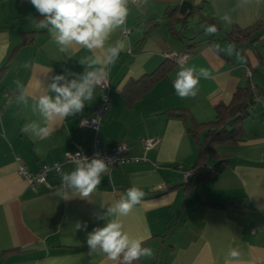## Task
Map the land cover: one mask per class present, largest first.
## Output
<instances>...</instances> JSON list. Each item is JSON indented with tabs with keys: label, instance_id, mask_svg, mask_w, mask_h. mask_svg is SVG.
<instances>
[{
	"label": "crops",
	"instance_id": "obj_1",
	"mask_svg": "<svg viewBox=\"0 0 264 264\" xmlns=\"http://www.w3.org/2000/svg\"><path fill=\"white\" fill-rule=\"evenodd\" d=\"M182 1L192 5L187 15L197 8L191 17L200 27L186 39L184 28L177 31L169 18L181 16ZM200 16L218 31L205 34L209 24L201 25ZM40 19L29 0H0V264H120L103 254L89 255L86 236L104 223L92 216L99 205L119 199L133 185L145 195L121 219L126 231L145 238L142 246L153 253L133 264H225L230 248L241 253L233 264H264V0H143L129 5L123 26L128 34L121 28L110 39L124 40L126 50L108 68L111 106L106 118L97 131L80 126L98 105L97 88L81 114L50 126L54 131L45 138L21 131L32 121L43 125L32 110V96L51 83L52 75L66 69L83 73L79 60L91 53L75 45L61 52L48 30L39 27ZM248 30L249 38L239 45L228 40L229 34L238 38ZM166 51L187 52L186 67L209 70L211 78L200 80L197 97L176 95L172 81L179 65L166 62ZM158 68L164 69L163 76L144 87ZM247 69L257 99L242 121L243 139L215 145V156L206 163L218 157L225 161L224 169L208 181L186 185L183 172L196 163L202 139L188 128L193 121H213L214 108L228 104L236 89L247 85ZM150 139L157 145L145 152L146 160L110 168L93 202L55 196L60 172L74 167L64 160L65 152L81 147L90 153L97 140L103 151L123 143L127 157H141L142 141ZM53 163L60 165L59 172L51 171L46 183L34 187L17 172L18 164L35 174ZM77 222H87V232L78 231Z\"/></svg>",
	"mask_w": 264,
	"mask_h": 264
},
{
	"label": "clouds",
	"instance_id": "obj_2",
	"mask_svg": "<svg viewBox=\"0 0 264 264\" xmlns=\"http://www.w3.org/2000/svg\"><path fill=\"white\" fill-rule=\"evenodd\" d=\"M40 14L39 27L47 29L52 40L61 52H67L78 46L91 55L79 60L84 66L83 73H72L65 70L50 77L51 83L38 95L32 96V110L42 118L41 122L32 121L21 129L37 138H45L54 131V127L69 117L81 114L86 102L93 100L97 88L108 86V68L126 50L122 39L110 42L111 36L123 28L129 14V3H140L143 0H29ZM229 23L232 21L229 20ZM218 31L215 24L205 26V34L212 35ZM179 71L172 85L176 95L181 99L195 98L199 93L200 80L210 79L207 68L185 66L184 60L178 61ZM51 72L48 70L46 75ZM69 77H73L69 79ZM21 100L27 104L28 96L21 94ZM107 101V97H104ZM74 167L61 171V184L55 196L68 201L79 198L89 203L101 185L104 174L110 171L111 160L102 158L99 153L89 159L81 152L66 153ZM145 193L133 185L119 199L99 205V210L92 213L93 219L103 221L102 226L94 227L87 232V222H77L78 231H86V244L89 255L103 254L109 261L120 264H133L141 257L152 256V249L143 247L145 238H136L126 231L122 217H127L132 210L141 204ZM241 253L230 248L225 264L238 261Z\"/></svg>",
	"mask_w": 264,
	"mask_h": 264
},
{
	"label": "trees",
	"instance_id": "obj_3",
	"mask_svg": "<svg viewBox=\"0 0 264 264\" xmlns=\"http://www.w3.org/2000/svg\"><path fill=\"white\" fill-rule=\"evenodd\" d=\"M197 8L193 13H197ZM171 14L176 13V8L171 9ZM193 13H190L188 17H191ZM172 15L169 17L170 24H174V28L177 24L181 25V29L186 28L185 22L188 19L186 16L182 17ZM188 22V21H187ZM213 24L212 21L203 19L200 16V24ZM197 24V23H196ZM173 28V30H174ZM175 31V30H174ZM181 31V30H180ZM251 31H242L239 33L238 38H234L229 34V39L232 40L238 45L247 38ZM175 33V32H174ZM181 34V32H179ZM179 35V34H178ZM188 51V49H187ZM170 60L166 59V62ZM174 62L170 61V64ZM162 68H158L152 74L148 75L144 80V87L152 84L158 78L163 76ZM264 93V89L261 90ZM257 95L254 93V90L251 87V82L248 80L247 85L242 88H237L233 93L231 101L228 104H219L214 108L215 118L211 122L206 123H197L193 121V124L188 131L198 135L201 134L202 139L198 142L199 154L197 161L194 165L190 166L188 170L193 171V176L189 179H184L187 183H191L194 180V184L198 183L200 180L208 181L215 174L220 173L225 167V161L221 158L215 157V162L211 165L206 163L208 159L214 158V146L217 144H236L243 139V126L242 121L247 116V108H252L256 102ZM205 165H208L207 168H204ZM178 168V166H176Z\"/></svg>",
	"mask_w": 264,
	"mask_h": 264
},
{
	"label": "built area",
	"instance_id": "obj_4",
	"mask_svg": "<svg viewBox=\"0 0 264 264\" xmlns=\"http://www.w3.org/2000/svg\"><path fill=\"white\" fill-rule=\"evenodd\" d=\"M131 4H135V3L130 2L129 5ZM122 34L127 35L128 30L123 28ZM163 56L164 58L174 61L175 63L178 64V61L180 60H184V62L186 61L188 57V53L184 52V53L176 54L171 51H166L164 52ZM251 75H252V71L247 69L246 78L248 80L251 78ZM108 82H109V79H108ZM98 91H99V101H98V105L94 113L89 117H85L81 119L80 121V126L90 128L94 131L98 130L101 121L106 118L107 114L109 113L110 106H111L110 97H109L110 85L108 84V86L102 90L98 88ZM104 97H107V101L104 99ZM156 145H157V140H154V139L144 140L142 141V148L144 151L143 156L127 157L125 155L127 151V147L125 144L117 143L109 151H103L99 149L98 141L95 140L90 153H86L81 147H78L75 152H72V154L74 155L76 152H81L82 155H85L89 159H91L93 156L99 153V155L102 158H105L106 160L108 159L111 160V165L109 167L112 168V167L121 166L127 163H140V162L145 161L146 160L145 152L151 150ZM66 153L67 152L64 153V160L66 162H71L69 157L66 156ZM68 153H71V152H68ZM16 161H18V159H16ZM207 167L208 165L204 166V168H207ZM59 170H60V165L58 163H53L51 165H43L38 170V172L35 174L26 171L25 168L21 164H18V167H17V172L19 176L22 177L26 181L28 186L30 187H34L36 184L46 183V179L49 173L51 171L59 172ZM193 174L194 173L192 170H187L183 172V178L189 179L190 177L193 176Z\"/></svg>",
	"mask_w": 264,
	"mask_h": 264
},
{
	"label": "water",
	"instance_id": "obj_5",
	"mask_svg": "<svg viewBox=\"0 0 264 264\" xmlns=\"http://www.w3.org/2000/svg\"><path fill=\"white\" fill-rule=\"evenodd\" d=\"M192 5L188 2V1H182L181 3H180V5H179V9H178V13L183 17H185L186 16V18L188 17V15L187 14H185V12H186V10H189V11H192ZM189 18L190 17H188V19L186 20V22H185V26H186V28H184V29H189L188 28V26H187V24H188V22H189ZM188 21V22H187ZM176 29H177V31H180V29H181V25L180 24H177L176 25Z\"/></svg>",
	"mask_w": 264,
	"mask_h": 264
},
{
	"label": "rangeland",
	"instance_id": "obj_6",
	"mask_svg": "<svg viewBox=\"0 0 264 264\" xmlns=\"http://www.w3.org/2000/svg\"><path fill=\"white\" fill-rule=\"evenodd\" d=\"M195 20H196V17L195 16L190 17L189 18V22L187 24V26H188L189 29H183L182 30V34L184 35L185 39L192 36L191 35L192 34L191 33L192 30H198V29H200L199 25L195 24Z\"/></svg>",
	"mask_w": 264,
	"mask_h": 264
}]
</instances>
